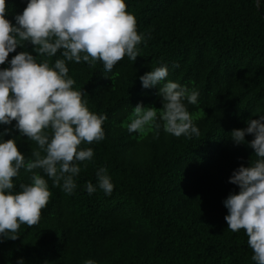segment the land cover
Instances as JSON below:
<instances>
[{
  "label": "trees",
  "instance_id": "16d2710c",
  "mask_svg": "<svg viewBox=\"0 0 264 264\" xmlns=\"http://www.w3.org/2000/svg\"><path fill=\"white\" fill-rule=\"evenodd\" d=\"M6 19L16 24L28 0H6ZM145 39L135 61L125 56L105 72L97 62H66L75 89H83L90 111L106 115L105 138L92 148L91 161L78 162L71 195L48 181L50 200L40 222L21 225L19 238L0 242V264H256L244 230L232 232L224 201L238 194L229 183L234 170L248 166L247 144L231 140L233 129L264 115V0H125ZM26 43V42H25ZM28 43L10 53L32 51ZM35 55V53H32ZM62 58L60 53L51 58ZM41 59L38 57V60ZM168 68L166 81L199 92L185 104L199 136L176 137L159 130L129 133L137 104L162 107L159 85L145 89L139 79L155 67ZM179 65V67H175ZM12 125L4 140L15 139L26 159L37 145ZM254 137L246 135L245 141ZM255 159L254 156L251 157ZM85 165H87L85 167ZM106 168L114 189H99L96 171ZM20 170L16 190L28 183ZM96 191L88 194L86 183Z\"/></svg>",
  "mask_w": 264,
  "mask_h": 264
},
{
  "label": "clouds",
  "instance_id": "9594fccd",
  "mask_svg": "<svg viewBox=\"0 0 264 264\" xmlns=\"http://www.w3.org/2000/svg\"><path fill=\"white\" fill-rule=\"evenodd\" d=\"M7 14L6 0H0V65L18 47L30 43L33 48L20 51L9 67L0 69V125L15 121L20 135L37 147L26 159L15 139H3L11 129L0 132V242L18 239L21 225L31 228L40 222L52 195L41 172L53 187L71 195L77 187L74 177L81 172L78 162L91 161L94 155L92 148L82 149V143L105 138L106 115L90 111L83 89L74 88L76 81L69 77L66 62H85L93 68L100 62L105 72H112L125 56L135 61L137 46L145 39L125 0H28L22 14L15 16V25L6 19ZM58 52L62 58L52 63ZM167 76L168 68L162 65L139 77L145 89L160 86L157 94L162 107L137 104L130 123L122 125L129 133L155 130L158 136L163 127L176 137L199 136L185 104L196 105L199 92L177 82L162 83ZM246 124V128L232 130L231 140L237 145L246 143L255 159L251 156L248 166L241 165L230 177L229 183L237 185L239 192L224 201L228 210L224 219L230 231L244 230L251 259L264 264V115ZM246 135L254 138L246 142ZM21 169L31 175L16 190L14 178ZM96 177L99 189L111 195L114 184L107 169L99 168ZM85 187L88 194L96 191L91 182ZM84 264L96 262L88 259Z\"/></svg>",
  "mask_w": 264,
  "mask_h": 264
}]
</instances>
